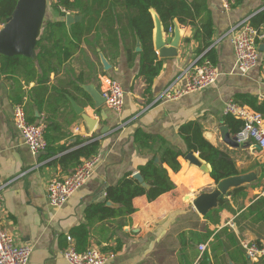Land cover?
Returning a JSON list of instances; mask_svg holds the SVG:
<instances>
[{"label": "crops", "instance_id": "0c3cea01", "mask_svg": "<svg viewBox=\"0 0 264 264\" xmlns=\"http://www.w3.org/2000/svg\"><path fill=\"white\" fill-rule=\"evenodd\" d=\"M53 2H48L46 20L49 21L61 18ZM208 5L214 20L213 46L218 52L217 67L221 74L212 86L177 99L156 101L165 88L200 57L194 34L201 21L198 19L192 25L176 19L172 34L164 30L161 21L167 45L175 29L180 32L177 53L171 57H161L155 47V23L154 47L162 60V69L148 87L146 75L140 73V38L130 23L136 11L121 4L115 8L119 17H113L110 27L107 29L108 20L103 22V11L80 49L58 73L50 75L42 102L35 101L36 82L20 78L16 83L0 73V187L4 185L0 190V218L18 245L32 247L29 264H68L64 251L70 243L76 246L72 231L82 224L88 225L90 231L89 248L97 247L115 254L107 264H201L205 254L209 255L210 264H264V256L252 261L243 246V242H253L264 249V224L240 216L252 202L264 196L263 180L259 178L242 191L228 194L223 206L206 215L193 205L196 196L213 190L217 183L210 175V164L202 160L198 152L194 153L207 163L208 170L185 158L187 146L180 135L182 124L198 120L205 137L237 162L240 173L262 167L264 163V150L236 142L224 112L226 103L236 101L237 95L264 100V49H260L264 38L258 41L259 64L244 75L235 67L232 36L223 37L234 24L251 19L263 10L264 2L244 0L228 7L223 0H208ZM151 11L155 21V16L159 15L154 9ZM81 15L77 23L83 20ZM2 27L0 23V30ZM260 30L264 33L263 26ZM108 31L114 34L113 41ZM101 55L110 64L108 70ZM105 76L118 80L125 90L121 112L114 111L106 102L96 107L84 88L92 84L102 92ZM182 83V79L177 81L179 86ZM16 98L21 102H16ZM71 99L96 120L94 128L91 129L75 110ZM19 103L28 121L47 124L53 140L50 150L47 146L46 150L34 154L24 142L13 122L14 105ZM92 141L99 142L100 162L95 173L64 206H52L48 199L50 181L71 174L79 165L68 155ZM166 147L186 152L178 157L179 171L162 164L176 184L175 189L154 201H149L146 195L135 197L136 211L131 215L110 217L105 221L87 219L88 209L95 204L106 202L108 206L119 207L108 199L107 188L129 172L133 177L140 166L151 159L157 162L159 158L157 163H162L160 150ZM87 157H79V162ZM224 228L235 234L243 251L223 234ZM200 245H205V249L201 250Z\"/></svg>", "mask_w": 264, "mask_h": 264}, {"label": "trees", "instance_id": "16d2710c", "mask_svg": "<svg viewBox=\"0 0 264 264\" xmlns=\"http://www.w3.org/2000/svg\"><path fill=\"white\" fill-rule=\"evenodd\" d=\"M17 1L0 0L1 24L4 25L6 19L12 14ZM243 1L235 0L231 6L241 4ZM118 4L128 10L136 11L135 15L130 18V23L140 38L142 46L140 73L146 75L148 87L162 69V60L158 58L154 47L155 21L152 9L159 15L166 32L173 26L176 19L180 23L188 22L192 25H195L199 19L201 24L197 26L194 34V39L199 43L198 52L199 54L205 53V56L214 65L218 64V52L213 46L214 20L209 10L208 0H54L53 6L59 11L61 18L45 20L36 45L37 58L0 54V73L16 83L19 82L20 78L26 82H36L38 86L34 89L36 92L35 101L37 103L42 102L47 92L50 75L58 73L63 64L80 49L83 39L93 30V25L100 19L103 11L105 13L103 22L108 20L107 29L110 27L113 17L115 15L119 17L115 9ZM69 12L83 14V20L68 26L65 17ZM251 24L258 29L264 27V9L252 16ZM108 33L112 35L110 41H113L114 34L109 31ZM16 102H21V99L16 98ZM236 102L248 105L253 110L264 114V100L260 101L256 96L237 95ZM225 120L231 127L232 133L236 134L243 126V121L231 114L226 115ZM180 135L187 146V153L191 150L198 152L200 158L210 164V175L216 183L225 177L240 173L237 162L226 151L215 146L205 137L203 127L198 120H191L182 124ZM46 139L48 150H50L53 140L49 137L48 127ZM98 149L99 142L92 141L73 151L68 157L76 159L77 165H79V157L97 154ZM160 152L162 163H157L151 159L139 168L145 181L150 185L148 189L134 179L132 173L129 172L117 184L107 188L108 199L119 204V207L108 206L106 202L95 204L88 209L87 219L89 221H105L110 217L131 215L136 211L133 203L135 197L146 195L149 201H154L162 194L175 189L176 184L170 178L168 169L162 164L166 163L173 171L177 172L181 169L178 157L185 155L186 152L170 147L163 148ZM262 167L264 169V163ZM246 187L247 185L239 187L229 195L236 194ZM226 201L227 197H224L220 201V206H223ZM246 210L245 214L240 215L241 217H248L253 223L261 222L264 224V196L257 198ZM223 234H226L233 244L239 245L237 237L230 232L229 228H224ZM72 235L77 240L76 247L79 251H85L89 248L90 231L88 225L82 224L74 228ZM207 236L209 237L210 234L208 233ZM257 243L261 246L260 242ZM239 249L242 250L240 245ZM208 256V254L203 256L201 264H210Z\"/></svg>", "mask_w": 264, "mask_h": 264}, {"label": "built area", "instance_id": "2783aa9c", "mask_svg": "<svg viewBox=\"0 0 264 264\" xmlns=\"http://www.w3.org/2000/svg\"><path fill=\"white\" fill-rule=\"evenodd\" d=\"M226 6L231 7L235 0H223ZM173 27L168 34H172ZM232 36V43L236 57V70L241 74L249 73L260 62L259 40L264 38V33L251 24V19L245 18L234 24L223 37ZM221 71L211 60L201 54L198 59L187 66L179 78L169 84L156 101L177 99L182 95L200 91L215 84ZM183 83L177 85L178 80ZM104 83L102 94L106 104L116 112H121L125 102V90L121 83L109 76L103 77ZM225 114H231L243 121V126L235 134L238 144H251L264 150V114L253 110L249 106L242 105L235 100L226 103ZM13 122L20 130L24 142L34 154L46 150L47 140L45 136L47 124L32 123L28 121L22 104L14 105ZM100 162L99 155L84 158L79 166L68 176L53 178L48 185V199L52 206L62 207L69 198L80 189L93 176ZM4 187L2 185L1 188ZM0 201L2 196L0 193ZM1 205V202H0ZM72 241V237L69 236ZM243 246L250 260H258L264 256V249L253 242H243ZM204 250L205 245H200ZM32 247L18 245L14 236L3 225L0 218V264H29ZM68 264H107L115 257L113 252H105L97 247L79 251L74 244L70 243L64 251Z\"/></svg>", "mask_w": 264, "mask_h": 264}, {"label": "water", "instance_id": "95a60500", "mask_svg": "<svg viewBox=\"0 0 264 264\" xmlns=\"http://www.w3.org/2000/svg\"><path fill=\"white\" fill-rule=\"evenodd\" d=\"M47 7L48 0H18L14 11L6 19L5 24L0 30V54L7 56L24 55L36 59V45L45 24ZM81 18V14L67 13L65 21L68 26H71L74 22L81 20ZM155 23V47L160 56L171 57L176 55V49L178 48L181 40L179 29H175L172 40L167 45V41L163 34L161 20L158 16H155ZM263 45L264 44L260 45L261 50L264 49ZM101 57L105 69L108 70L110 68V64L106 61L104 56L101 55ZM84 88L91 95L96 107L104 105L105 98L98 87L89 84L85 85ZM71 101L75 110L84 117L88 126L91 129L94 128L96 120L88 116L84 112V108L79 106L75 100L71 99ZM257 147L260 148L259 146ZM185 158L191 163L208 170L207 163L203 162L194 153V151H189ZM156 161L159 162V158H156ZM261 174L262 167L257 166L251 171L225 177L216 184L213 190L209 192H202L196 196L193 200V205L198 212L202 215H206L210 210L219 207L220 201L233 190L257 181ZM133 178L136 179L143 187L147 189L150 187L140 171L134 173Z\"/></svg>", "mask_w": 264, "mask_h": 264}, {"label": "rangeland", "instance_id": "374dc122", "mask_svg": "<svg viewBox=\"0 0 264 264\" xmlns=\"http://www.w3.org/2000/svg\"><path fill=\"white\" fill-rule=\"evenodd\" d=\"M48 2H50V0H48ZM249 160H251V159L249 158ZM260 179L264 181V172L262 173ZM213 187H214V186H213ZM213 187H212V188H213Z\"/></svg>", "mask_w": 264, "mask_h": 264}]
</instances>
